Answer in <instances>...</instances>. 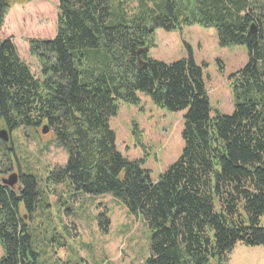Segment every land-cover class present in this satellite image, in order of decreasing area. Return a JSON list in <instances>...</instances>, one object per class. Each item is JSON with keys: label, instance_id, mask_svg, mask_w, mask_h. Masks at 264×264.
Wrapping results in <instances>:
<instances>
[{"label": "trees", "instance_id": "16d2710c", "mask_svg": "<svg viewBox=\"0 0 264 264\" xmlns=\"http://www.w3.org/2000/svg\"><path fill=\"white\" fill-rule=\"evenodd\" d=\"M24 1L0 0V128L48 126L66 161L47 181L67 183L73 195L107 194L141 214L152 233L145 264H226L238 242L264 248V0H134L129 16L114 0H56L54 37L28 42L40 78L12 39H1L6 11ZM195 25L213 28L221 48H246L247 63L228 77L230 115L211 114L189 45L169 64L149 58L155 30ZM138 93L186 111L181 154L156 182L144 159L120 154L109 126L120 103L139 104ZM19 177L16 190L0 179V264H41L23 213L31 219L48 205L36 175Z\"/></svg>", "mask_w": 264, "mask_h": 264}, {"label": "rangeland", "instance_id": "374dc122", "mask_svg": "<svg viewBox=\"0 0 264 264\" xmlns=\"http://www.w3.org/2000/svg\"><path fill=\"white\" fill-rule=\"evenodd\" d=\"M119 2L128 16L136 10L134 0H114L113 6ZM56 18V0L14 2L3 18L1 39H12L19 57L37 78H40L39 66L29 54L28 42L52 39L56 33ZM153 41L149 58L166 64L184 58V44L189 45L195 63L203 66L211 114L216 111L232 114L228 77L247 63L244 46L221 48L213 28L197 25L181 32L157 29ZM138 97V105L120 103L118 114L109 120V126L120 154L129 160L144 159L143 168L150 172L152 182H156L181 154L186 111L171 112L158 107L143 94L138 93ZM41 129L20 128L11 134L6 132L5 143L0 138V166L10 165L0 173V179L7 180L16 173L18 164L20 172L37 176L48 205L31 219L23 213L36 249L41 253V264H145L150 256L152 233L144 217L130 214L107 194L73 195L67 183L52 185L48 182L49 172L64 165L66 153L55 143L50 130L42 134ZM1 130L5 129L1 127ZM18 186L16 183L11 188L16 190ZM102 214L108 219L106 231L99 226ZM260 224L264 227V216ZM2 256L0 246V259ZM226 259V264H264V248L238 242Z\"/></svg>", "mask_w": 264, "mask_h": 264}, {"label": "water", "instance_id": "95a60500", "mask_svg": "<svg viewBox=\"0 0 264 264\" xmlns=\"http://www.w3.org/2000/svg\"><path fill=\"white\" fill-rule=\"evenodd\" d=\"M251 29H252V27H251ZM138 64L141 65V61L140 60H138ZM143 66H145V65L143 64ZM48 131H49L48 126L47 125H43L42 129H41V133L42 134H46ZM0 138L4 142L7 141L6 131L5 130H1L0 131ZM16 182H17V174L16 173H12L7 180H5V179L1 180V183L3 185H6V186H8L10 188L13 187L16 184Z\"/></svg>", "mask_w": 264, "mask_h": 264}, {"label": "flooded vegetation", "instance_id": "af4514ba", "mask_svg": "<svg viewBox=\"0 0 264 264\" xmlns=\"http://www.w3.org/2000/svg\"><path fill=\"white\" fill-rule=\"evenodd\" d=\"M8 134H11V133H8ZM19 170L17 169V171H16V174H17V182L16 183H18V185H19V181H20V177H19Z\"/></svg>", "mask_w": 264, "mask_h": 264}]
</instances>
